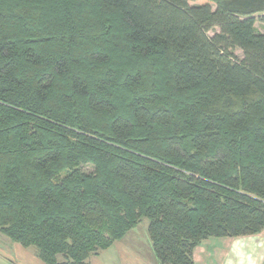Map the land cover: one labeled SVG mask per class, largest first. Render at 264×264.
<instances>
[{"label": "trees", "instance_id": "trees-1", "mask_svg": "<svg viewBox=\"0 0 264 264\" xmlns=\"http://www.w3.org/2000/svg\"><path fill=\"white\" fill-rule=\"evenodd\" d=\"M256 23L264 0H0V233L43 264L142 219L160 264L261 233Z\"/></svg>", "mask_w": 264, "mask_h": 264}, {"label": "rangeland", "instance_id": "rangeland-1", "mask_svg": "<svg viewBox=\"0 0 264 264\" xmlns=\"http://www.w3.org/2000/svg\"><path fill=\"white\" fill-rule=\"evenodd\" d=\"M257 31L261 29L260 23L255 24ZM212 34V33H211ZM210 34V35H211ZM113 49L111 59L120 70L128 67V63L122 58L120 45ZM235 54L242 56L239 50ZM119 102L124 99L119 94ZM86 172H91V166H85ZM148 221L142 219L138 225L128 232L120 241L113 243L105 251L100 252L89 260V264H160L152 251L151 241L147 233ZM211 240V241H209ZM198 246L194 252L195 264H254L249 250L250 242L246 240L234 241L227 246L222 238L209 239ZM213 241H216L215 244ZM0 264H43L34 250L25 249L20 245L9 241L0 233Z\"/></svg>", "mask_w": 264, "mask_h": 264}, {"label": "crops", "instance_id": "crops-1", "mask_svg": "<svg viewBox=\"0 0 264 264\" xmlns=\"http://www.w3.org/2000/svg\"><path fill=\"white\" fill-rule=\"evenodd\" d=\"M255 28L257 29L256 25H255ZM258 32L261 34H264V27L262 25H261V29H259ZM212 239H214V238H212ZM222 239L225 240V241H223L225 243H220V244L224 245L225 250L227 249V246L231 245V243L234 241L246 240L247 242H250V246H249V250L251 251L250 260L252 259L254 264H264V229L262 230L261 233L256 234V235H252V236H244V237H237V238H222ZM209 241H211V240H209ZM213 242L215 244L216 241H213ZM202 244H203V242L201 243V245ZM195 250H194V252H195ZM193 256H194V253H193Z\"/></svg>", "mask_w": 264, "mask_h": 264}]
</instances>
